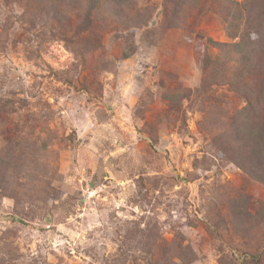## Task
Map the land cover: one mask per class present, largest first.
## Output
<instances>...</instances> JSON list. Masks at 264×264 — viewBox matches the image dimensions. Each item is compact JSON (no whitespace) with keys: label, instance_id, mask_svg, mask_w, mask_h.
I'll use <instances>...</instances> for the list:
<instances>
[{"label":"rangeland","instance_id":"374dc122","mask_svg":"<svg viewBox=\"0 0 264 264\" xmlns=\"http://www.w3.org/2000/svg\"><path fill=\"white\" fill-rule=\"evenodd\" d=\"M34 2L0 0V264H264V102L226 85L264 70V0H132L78 36L86 0Z\"/></svg>","mask_w":264,"mask_h":264},{"label":"trees","instance_id":"16d2710c","mask_svg":"<svg viewBox=\"0 0 264 264\" xmlns=\"http://www.w3.org/2000/svg\"><path fill=\"white\" fill-rule=\"evenodd\" d=\"M6 1H9V0H6ZM40 1H42V4L40 7H44V5H46V7L51 6L53 8V7H57V6L63 7L66 1L71 2L72 0H35L34 5L38 6ZM131 1L132 0H86L87 7H86L85 19L82 23L83 29L82 30L78 29L77 34H75V35H77V36L82 35L84 33V30L91 32L92 17L96 18L97 15H99V14L104 15L105 11H109V8H110L109 6H112L115 10H117V9L122 8L125 4H127ZM29 2L32 3V0H29ZM29 5H30V3L26 2L25 4H23L22 7H24V9H27V7ZM26 12L27 11H24V14H26ZM219 47H222V46H219ZM235 47H240V45H235ZM242 47L245 48V46H242ZM239 56H240L239 62H243V61L245 63L249 62L247 56L243 52L241 54H239ZM123 57L126 58L127 54H124ZM214 61H216V60H214ZM211 66L217 67L212 61H210L208 58H206V60L204 62V69L210 68L213 70V74L215 73L214 75L218 76L220 68L217 67L218 68V70H217V68L211 67ZM249 66H250V68L253 67L251 65V62L249 64ZM210 71H205V73L209 75V73H211ZM216 72L218 74H216ZM253 72H258V73L252 74L250 70L245 68L240 72L238 78L235 80V83L232 80H228L226 82V85L230 88H233L237 92V95H239V97L242 98L247 103V106H248L247 110L253 109L252 104L249 102V100H251L252 97L257 98L258 99L257 101L263 100V102H264V70L259 69V71H253ZM236 133H238V132H236ZM236 133H234V135ZM242 135H244L245 138H247L249 141L251 140L253 142V144L249 148L250 156H251V160L249 161V164L254 163L257 159H253L252 155L254 152H256L262 146L264 140H263V138H261L260 141L257 139L258 133L254 128L246 130L244 133H242ZM10 170H12V169L9 166L0 168V180L1 179L3 180L4 185H7L9 182V179L5 176L4 173L8 172ZM0 187H1V185H0Z\"/></svg>","mask_w":264,"mask_h":264}]
</instances>
